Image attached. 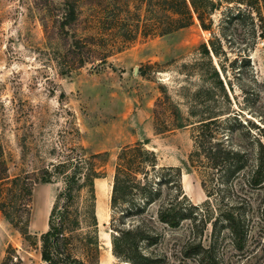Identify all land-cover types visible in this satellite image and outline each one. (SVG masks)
I'll return each instance as SVG.
<instances>
[{
    "label": "rangeland",
    "instance_id": "rangeland-1",
    "mask_svg": "<svg viewBox=\"0 0 264 264\" xmlns=\"http://www.w3.org/2000/svg\"><path fill=\"white\" fill-rule=\"evenodd\" d=\"M258 1L264 17V0ZM64 2L0 0V143L11 176L37 171L79 145L88 152H106L105 176L95 180L98 264H125L113 256L110 243V194L114 160L121 147L145 142L156 153L160 166L180 168L181 186L190 202L206 200L201 182L211 170L204 161L190 159L195 126L185 121L187 98L181 89L188 85L194 91L203 81L199 73L186 78L181 66L199 56V45L210 33L195 19L169 34L143 35L145 0L137 5L126 0H82L78 19L70 28H61ZM235 6V2L222 1L212 15L215 24L228 7ZM127 7L139 13V24L134 21L137 16L127 14ZM128 16L132 19L126 20ZM256 24L253 36L250 18L240 15L223 30L227 34L223 41L228 54L226 79L232 83L230 111L241 126L228 143L247 151H252V136L264 144V32L261 21ZM215 30L219 31L216 25ZM72 35L83 40L85 51L90 49L88 61L73 68L68 50ZM102 55H107L103 61L99 59ZM233 58L235 62H230ZM161 86L167 89L183 123L155 133L154 108L162 95ZM163 112L160 122L171 121L168 109ZM61 186L58 181L34 187L31 242L0 212V263L11 246L21 258L20 264H45L40 258L39 236L47 229L48 213ZM206 208L213 215L217 211L214 200H209ZM156 227L164 237L156 250L171 254L168 264H198L178 256V247L169 245L172 239L184 242L188 238V222L177 230ZM210 231L211 221L202 235L205 246ZM218 252L219 264L245 262L228 237ZM261 261L264 263V252Z\"/></svg>",
    "mask_w": 264,
    "mask_h": 264
},
{
    "label": "trees",
    "instance_id": "trees-1",
    "mask_svg": "<svg viewBox=\"0 0 264 264\" xmlns=\"http://www.w3.org/2000/svg\"><path fill=\"white\" fill-rule=\"evenodd\" d=\"M140 1L126 0L133 5ZM222 1L235 2L237 6L228 7L215 24L212 15ZM145 2L143 35L169 34L187 27L195 19L202 30L210 33L209 39L199 45V56L181 66L186 78L199 73L203 85L194 91L188 85L181 89L187 98L185 121L195 126L190 159L196 157L204 161L211 172L201 182L206 200L194 204L181 186L179 167L160 166L156 153L147 148L145 142L121 147L114 160L110 194L111 252L125 264H168L171 254L156 250L164 242L156 225L177 230L183 222H188V238L184 242L172 239L169 243L178 247V256L193 259L198 264H219V246L228 237L232 249L245 259L243 264H264L261 261L264 252V144L258 136L251 137L252 151L228 143L241 126L230 111L232 83L226 79L224 61L228 54L223 46L227 39L223 30L240 15L250 18L253 36L257 34L256 20L261 21V32H264L261 4L258 0ZM80 4L82 0H65L61 28H70L78 19ZM240 4L246 8L242 10ZM126 11L128 15L137 16L134 19L137 23L139 13L135 14L129 7ZM215 25L219 31L215 30ZM84 45L81 38L71 36L68 45L73 57L71 68L83 66L88 61L90 49L85 51ZM105 56L99 59L103 61ZM235 58L230 62H235ZM161 93L154 108L155 133L172 130L183 123L164 86H161ZM165 108L171 121L160 122ZM107 161L106 152H88L79 145L37 171L11 176L0 143V212L23 239L29 241L31 238L29 220L34 187L40 183H62L48 213L47 229L39 236L40 258L45 264L99 263L95 180L105 176ZM209 200H214L217 206L214 215L206 208ZM210 221L209 243L205 246L202 235ZM172 255L176 257L177 254ZM20 263L15 249L8 246L0 264Z\"/></svg>",
    "mask_w": 264,
    "mask_h": 264
}]
</instances>
